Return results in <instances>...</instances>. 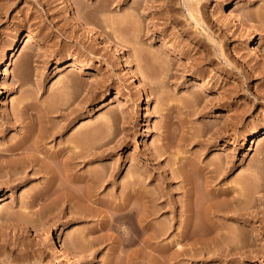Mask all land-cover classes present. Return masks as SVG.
<instances>
[{
    "label": "rangeland",
    "instance_id": "1",
    "mask_svg": "<svg viewBox=\"0 0 264 264\" xmlns=\"http://www.w3.org/2000/svg\"><path fill=\"white\" fill-rule=\"evenodd\" d=\"M0 189V264H70L51 232L79 264H264V0H0ZM124 204L171 229L120 244Z\"/></svg>",
    "mask_w": 264,
    "mask_h": 264
},
{
    "label": "bare ground",
    "instance_id": "2",
    "mask_svg": "<svg viewBox=\"0 0 264 264\" xmlns=\"http://www.w3.org/2000/svg\"><path fill=\"white\" fill-rule=\"evenodd\" d=\"M189 1V3L191 2V1H193V0H188ZM199 2V1H198ZM197 2V3H198ZM236 5V4H235ZM195 8V6L193 7V4L191 5V4H189V6H188V10H189V13H190V16L192 17V18H194V19H196L197 20V18H196V15H197V13L199 12H195V10H197L196 8ZM195 13H196V15H195ZM198 22H199V20H198ZM201 22V21H200ZM240 22L242 23V24H244V21L242 20V19H240ZM255 36L254 35H252V42L253 43H255L256 42V40H257V37L256 38H254ZM26 40V42H31V41H37L38 43H39V47H42V46H44V44H43V42L42 41H39L38 39H37V37H36V35H34L33 33H27V35H25V37H24V39L22 40V42H24ZM169 46H171V44L169 45ZM150 50V49H149ZM149 50H147V53H148V51ZM152 50H154V49H151L150 51H152ZM155 50H157V49H155ZM168 50V48H166V49H159L158 50V52H156V53H158L157 55H159V54H167V51ZM173 51L171 52L173 55V57L174 58H180V57H183V56H185V53H184V51L183 50H177V49H172ZM149 51V52H150ZM153 52V51H152ZM155 52V51H154ZM16 54H17V49H16V47H14V49H13V52H12V56H16ZM153 54V53H152ZM149 55V54H148ZM153 55H155V54H153ZM152 55V56H153ZM157 55H155V56H153V57H151L152 58V60H150V61H152V63L155 65L156 64V62L158 63V57L159 56H161V55H159L158 57H156ZM151 56V55H150ZM9 57H10V55L9 54H5V59L6 60H8L9 59ZM149 58V57H148ZM8 63H6V68H5V70H7L8 69ZM156 66V65H155ZM157 66H158V64H157ZM156 66V67H157ZM163 66V65H162ZM83 67L84 68H86V67H88L86 64H83ZM152 67H153V65H152ZM155 69V68H154ZM157 69V68H156ZM161 69V68H160ZM159 71H161V70H159ZM155 79H157V78H155ZM158 80V79H157ZM159 80H161V79H159ZM156 82V81H155ZM159 83H161V82H159ZM158 83V84H159ZM196 84L197 85H204L205 86V82H203V81H201L200 79H197L196 80ZM45 136L46 135H44V136H41V135H39V137L38 138H36L37 140H36V143L38 144V141H41L43 138H45ZM89 136V135H88ZM87 136V137H88ZM49 137H51V136H49ZM88 138H90V136L88 137ZM28 139V138H27ZM27 139H23V141L21 142V143H15L13 146H11L9 149H8V151L9 152H13V153H16V152H20V153H23V152H25L26 154L25 155H23V157L22 158H20V160H18V162H17V164H16V166H18L19 168L21 167L22 169H23V171H22V169H21V171L22 172H24V171H26V169L28 168V167H34L35 165H37V164H39V162L41 161V158L37 155V153H36V151H32V150H30L32 153H29V150H26V148H24L23 147V145L25 144V143H27L26 141H27ZM94 139V138H93ZM101 139H102V137H101ZM97 141H98V139H96ZM98 142H100V140L98 141ZM36 144V147L38 148L39 146ZM88 146V145H87ZM36 148V149H37ZM72 149H71V154L70 155H68L67 157V160H65V164H66V166L68 167V169L70 168V167H72L73 166V163L71 162V160H74L75 158H86V157H88L91 153H93L92 152V150H93V145L92 146H88L87 148L85 147H79L77 144H75L74 146L72 145V147H71ZM27 151H28V154H27ZM58 154V153H57ZM18 159V158H17ZM12 163H14V160L13 161H11ZM14 164V165H15ZM2 166L4 165L5 167L7 166V168L8 167H10V169H11V167H13V168H18V167H14L12 164V166H10V164L9 163H3V164H1ZM197 165V164H196ZM194 165L193 164V167L194 168H198V166L199 165ZM38 166V165H37ZM74 166H75V164H74ZM73 166V167H74ZM192 166V165H191ZM66 167V168H67ZM9 168L7 169V171L8 170H10ZM47 169V168H46ZM9 172V171H8ZM91 175V174H90ZM182 177H183V180L184 181H187V182H189V181H191V180H189V177L190 176H188V174H186V172L184 171V174L182 173V175H181ZM91 178H89V179H91L93 182H95V181H99L100 180V178H101V175H99V173L97 172V173H95V174H92L91 176H90ZM135 183V182H134ZM134 185H136V183L134 184ZM49 188V187H48ZM47 188V189H48ZM137 189V188H136ZM46 190H44V192H45ZM139 191V190H138ZM137 191V192H138ZM44 192L43 191H41V193H37V195H38V197L39 196H41V195H43L44 194ZM46 192H48V191H46ZM188 192H190V191H188ZM65 193V192H64ZM64 193H63V195H64ZM67 193V192H66ZM70 193V192H69ZM89 194L86 196V199L87 200H90L92 197H91V195H90V192H88ZM191 193V192H190ZM36 195V194H35ZM67 195V194H66ZM191 195V194H190ZM65 196V195H64ZM72 196V195H71ZM37 197V198H38ZM66 197V196H65ZM69 196H67L66 198H68ZM74 197V196H73ZM77 197V196H76ZM152 199V198H151ZM84 200V199H83ZM3 203H4V198H3V194H2V192H1V189H0V208L3 206ZM204 205V204H203ZM206 205H208V204H206ZM215 205V204H214ZM213 205V206H214ZM124 206L125 207H123V208H120L119 209V212H118V210H117V212H113V214L109 217V218H107L106 219V221L104 220V223H103V226H102V228L103 229H111V228H116V230L118 231V233H119V243L120 244H122V245H124V246H126V245H131V244H133V243H135L136 241H138V240H140V239H142V241L145 243H152L153 242V240H157L158 238H160L161 236H165V234L169 231V229H171V225H165V223L162 225H159L160 223H155V215H156V213H155V210H152L154 207H152L151 208V210L149 211V209H148V211L146 210L145 212H144V210L143 211H139L140 213H138L137 211V213H135V211L134 210H136L134 207V209L133 208H129L128 206V204H124ZM210 206V205H209ZM211 206H212V204H211ZM212 206V207H213ZM189 207V206H188ZM191 207V206H190ZM204 208H205V205H204ZM205 209H207V208H205ZM208 211H206V210H204V212H203V215L201 214L200 216H202V217H200L199 219H201V220H203V226L207 223V222H213L212 220V215H211V212L209 211V208L207 209ZM210 210H211V208H210ZM84 211V210H83ZM212 212H213V210H212ZM214 212H215V210H214ZM190 216V215H189ZM193 216V215H192ZM191 216L187 219V227L185 228L186 230H185V232L183 233V237H184V239L185 238H189V231H191V227H192V225H190V222H191ZM194 219V218H193ZM1 221V220H0ZM198 221V220H197ZM1 222H3V221H1ZM157 222V221H156ZM197 224V223H196ZM122 225H123V227H122ZM199 225V224H198ZM201 225V224H200ZM214 225V224H213ZM40 226V225H39ZM38 226V227H39ZM191 226V227H190ZM206 226V225H205ZM185 227V226H184ZM199 227V226H198ZM202 227V226H201ZM56 228V227H55ZM41 229V228H40ZM57 229V228H56ZM196 228L194 227V228H192V230L194 231V233H195V230ZM200 229V228H199ZM39 230V229H38ZM150 230V231H149ZM207 230V229H206ZM206 230L204 229V227H203V237H200V236H196V234L195 235H192V237L193 236H195V237H193L192 239H193V244H197V243H199L200 241H202L203 240V243H206L205 242V238H204V235L206 234L205 232H206ZM147 231H149L150 233L149 234H147L146 235V237L143 239V238H141V236L142 235H144V233H146ZM201 231V230H200ZM82 232V231H81ZM89 232H91V231H89ZM89 232H87V231H85V232H83L82 234H81V241L82 242H84V241H88L89 242V244H90V242L92 243V241H93V243L96 241V240H98L99 239V241L100 240H102V239H100V238H97V237H95V238H93V239H90L89 237L91 236L90 234L91 233H89ZM192 232V231H191ZM197 232V231H196ZM106 233V232H105ZM182 233V232H181ZM208 233V232H207ZM191 234V233H190ZM193 234V233H192ZM198 234V233H197ZM200 235H201V233H199ZM49 237H50V244H51V246H53L52 248H54V249H52L55 253H57V255H59V256H61V258L62 259H66L67 261H69L70 262V264H79V261L74 257L75 255H73V253H71L72 251L70 250V248H69V245L68 244H66V243H62V244H60L59 242H57L55 239H54V235H53V233L51 232L50 233V235H48ZM92 238V237H91ZM102 238H104V237H102ZM203 238V239H202ZM85 243V242H84ZM179 244V243H178ZM93 245V244H92ZM150 245H152V244H150ZM182 245V244H181ZM183 246V245H182ZM180 247L181 249L180 250H177L176 252L178 253V254H183L184 253V247ZM157 247V246H156ZM161 249V248H160ZM52 251V252H53ZM161 251H164V249H161ZM54 253V254H55ZM173 258V257H172ZM81 263V262H80Z\"/></svg>",
    "mask_w": 264,
    "mask_h": 264
}]
</instances>
